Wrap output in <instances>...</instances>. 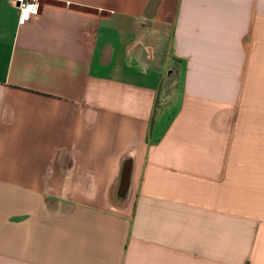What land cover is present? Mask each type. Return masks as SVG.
Segmentation results:
<instances>
[{
	"label": "crops",
	"instance_id": "0c3cea01",
	"mask_svg": "<svg viewBox=\"0 0 264 264\" xmlns=\"http://www.w3.org/2000/svg\"><path fill=\"white\" fill-rule=\"evenodd\" d=\"M12 2L0 264H264V0Z\"/></svg>",
	"mask_w": 264,
	"mask_h": 264
},
{
	"label": "built area",
	"instance_id": "2783aa9c",
	"mask_svg": "<svg viewBox=\"0 0 264 264\" xmlns=\"http://www.w3.org/2000/svg\"><path fill=\"white\" fill-rule=\"evenodd\" d=\"M12 4L19 12L20 24H26L40 13V0H13ZM27 12V16L24 13Z\"/></svg>",
	"mask_w": 264,
	"mask_h": 264
},
{
	"label": "rangeland",
	"instance_id": "374dc122",
	"mask_svg": "<svg viewBox=\"0 0 264 264\" xmlns=\"http://www.w3.org/2000/svg\"><path fill=\"white\" fill-rule=\"evenodd\" d=\"M173 77H170V93L169 98H166L163 103L167 106V112L165 113L164 127L170 122V119L174 116V113L178 110L179 106V84Z\"/></svg>",
	"mask_w": 264,
	"mask_h": 264
},
{
	"label": "trees",
	"instance_id": "16d2710c",
	"mask_svg": "<svg viewBox=\"0 0 264 264\" xmlns=\"http://www.w3.org/2000/svg\"><path fill=\"white\" fill-rule=\"evenodd\" d=\"M169 84H170V82L168 81V83H165L163 87L166 89L167 87H169ZM175 115L176 114L174 113V116L170 119V121L175 117Z\"/></svg>",
	"mask_w": 264,
	"mask_h": 264
},
{
	"label": "snow or ice",
	"instance_id": "6c2138e0",
	"mask_svg": "<svg viewBox=\"0 0 264 264\" xmlns=\"http://www.w3.org/2000/svg\"><path fill=\"white\" fill-rule=\"evenodd\" d=\"M24 15L27 16V12H25Z\"/></svg>",
	"mask_w": 264,
	"mask_h": 264
}]
</instances>
